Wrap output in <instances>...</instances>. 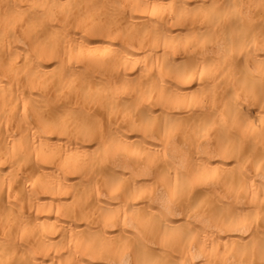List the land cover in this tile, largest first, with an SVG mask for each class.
Instances as JSON below:
<instances>
[{"label":"bare ground","instance_id":"6f19581e","mask_svg":"<svg viewBox=\"0 0 264 264\" xmlns=\"http://www.w3.org/2000/svg\"><path fill=\"white\" fill-rule=\"evenodd\" d=\"M0 264H264V0H0Z\"/></svg>","mask_w":264,"mask_h":264}]
</instances>
